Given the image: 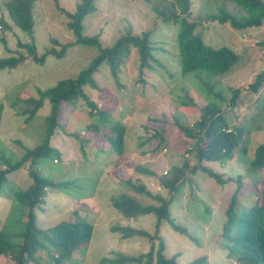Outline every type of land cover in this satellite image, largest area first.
Returning a JSON list of instances; mask_svg holds the SVG:
<instances>
[{
	"label": "rangeland",
	"instance_id": "374dc122",
	"mask_svg": "<svg viewBox=\"0 0 264 264\" xmlns=\"http://www.w3.org/2000/svg\"><path fill=\"white\" fill-rule=\"evenodd\" d=\"M3 1L0 0V17L5 13ZM95 1L94 9L83 18V34L96 35L102 49L112 47L116 40L127 35H149L148 42L153 61L149 60V69H143V81L137 82L139 77L137 52L129 45L127 54L120 59L114 77L105 66H100L95 75L101 88L100 97H104L100 101L97 100L98 109L107 113L99 115V121L105 124H100L97 132H89L83 129L85 122L78 119L68 122L65 128L68 132H73V136L59 129L55 130L50 145L60 152L62 158L57 165L50 161L44 164V168L41 165L42 176L75 181L68 192L47 195L44 206H40V210L35 212L38 227L46 230L60 222L68 221L74 210L92 225L90 240L71 253L73 261L70 264H101V258L112 259L116 254L142 256L150 244L155 251L158 240L164 244L165 258L177 254L176 264H187L197 258H203L205 264H234L235 260L228 259L219 246V235L225 222V209L235 190L237 192L235 208H249L259 195L260 187L258 183H254V175L248 174L245 165L251 156L252 148L264 142V119L254 117L248 121L250 134H245L247 139L249 137L245 143L248 151L242 161H236L237 158L234 157L232 163L209 165L214 173L220 175V185L206 174L198 173L191 176V182L185 181L180 191L176 193L173 202L168 206L169 218L176 227L183 228L184 233L173 230L165 221L156 224L155 216L152 214L138 216L136 219H124L112 207L110 199L126 194L143 205H157L158 201L151 197L157 195L166 200L167 193L161 190L154 177L138 173L135 168L141 166L162 175L175 164L184 163L186 169L195 165L194 154L182 153L188 144L187 141L173 140L176 129L171 130L170 117L174 110L177 111L175 115L179 117L180 123L186 126L197 119L199 113L196 107L206 102H217L221 111L225 112L227 120L233 124L239 123L244 115L253 112L255 95H250V100L240 97L239 102L231 108L226 89L237 88L246 92L253 76L264 68V48L259 45L260 42H264V22L261 28L242 34L227 24L209 19L216 14L218 8L224 7L229 11L233 4L220 0H189L187 20L196 24L194 34L209 47L227 46L240 55L238 63L232 68L233 72L222 78L220 86L213 90V94L219 93L217 101L213 99V95L208 96L210 92L202 86L204 82L196 80L194 74H186L183 77L178 72L177 24L172 20L161 23L157 13L152 10L156 7L154 6L156 1L168 0ZM260 1L264 4V0ZM78 2L79 0H39L34 6L33 38L39 53L48 47L49 37L61 43L73 42L71 33L66 29L65 19L56 9V4L72 12ZM171 11L176 14L174 9L171 8ZM1 37L4 38V44L0 42V56L7 55L6 50H18L16 41H29L28 35L14 26ZM97 54L94 48L72 46L60 59L49 58L42 65L25 61L14 69L1 70L0 105L3 107L0 118L1 149L7 154L13 153L20 157L23 151L15 140L27 148L37 144L42 125L40 118L48 113L46 102L45 106L36 112L32 121L24 122V117L16 115L15 110L10 107L11 103L26 97L35 99L36 89H47L58 80L75 78ZM181 89L192 98L195 106L174 104L173 97L175 99L183 95ZM81 107L87 111L85 106ZM70 118L76 119L74 115ZM65 120L66 118H62L60 125ZM113 124L123 125L125 128L123 152L120 156L113 152L105 141V136L112 132L108 126ZM160 133L163 134V140L158 145L157 134ZM77 140H88L87 146L91 151L98 149L86 153L84 169L80 163L82 157ZM69 164H74L80 169L82 176L79 179L75 176L67 177L68 172L65 168ZM12 178L14 185H6L4 191L0 193V229L6 233L8 225H3V221L9 210L14 209L9 193L26 188L28 184L26 169L20 170ZM127 180L131 182L130 186H141L145 191L139 192L130 188L125 184ZM23 219L25 220V217ZM115 226L140 229L153 237L147 239L134 236L119 239L118 232L110 231ZM19 242L15 240V243ZM33 258L35 261L30 260L26 264H54L50 261L49 250H36L33 252ZM0 263L14 264L3 257H0Z\"/></svg>",
	"mask_w": 264,
	"mask_h": 264
},
{
	"label": "trees",
	"instance_id": "16d2710c",
	"mask_svg": "<svg viewBox=\"0 0 264 264\" xmlns=\"http://www.w3.org/2000/svg\"><path fill=\"white\" fill-rule=\"evenodd\" d=\"M38 1H3L5 13L0 17V42L4 44V38L1 36L12 26L27 34L29 41H16L18 50H6L8 54L0 56V71L14 69L25 61L42 65L49 58L60 59L72 46H80L85 49L94 48L98 54L75 78L58 80L55 85L47 89H36L37 98L26 97L10 105L15 110L16 115L24 117V122L32 121L36 112L45 106L46 102L48 113L40 118L42 125L40 126L38 134L40 137L37 144L27 148L21 142L19 144L16 140L14 141L23 151L20 157H16L13 153L7 154L0 147V193L4 191L6 185H14L12 176L20 170L26 169L28 179L26 188L9 193L14 209L9 210L3 221V225L9 227H7L8 233L0 229V257L8 259L14 264H26L30 260L35 261L33 258L34 251L49 250L50 261L54 264H70L73 261L71 253L78 246L90 240L92 225L75 210L71 213L70 220L60 222L46 230H41L37 225L35 212L40 210V206H44L47 195L49 193L68 192L69 187L75 181V179H49L42 176L41 165L44 168V164L49 161L57 165L62 158L60 152L50 145V140L56 129L73 136V132H68L65 128L68 122L78 119L85 122L83 129L89 132H97L100 124H105L99 121V115L103 116L107 113L105 111L100 112L98 109V101L104 97H100L101 88L95 79L100 66H105L114 77L120 65V59L127 54L130 45L134 47L138 57L139 77L137 82H142L143 69H149V60L153 61V59L148 42L149 35H127L116 40L112 47L102 49L96 35L86 36L83 34V18L94 9L95 0H79L72 12L56 4V9L61 12L65 19L66 29L71 33L73 42L61 43L55 38L49 37L48 47L39 53L33 38V9ZM220 1L231 3L233 7L229 11L224 7L218 8L216 14L209 17L212 21L227 24L242 34L262 27L264 4L260 0ZM189 5V0L156 1L154 4L156 7L152 10L157 13L161 23L172 20L177 24L176 53L179 74L183 77L186 74H194L193 77L196 80L204 82L202 86H205V90L210 92L208 96L213 95V99L219 101V93L213 94V90L220 86L222 78L233 72L232 68L238 63L240 55L227 46L212 48L205 45L194 34L196 24L187 20ZM171 8L176 11V14L172 12L173 10L171 11ZM259 45L264 48V42H260ZM226 91L229 94L228 102L231 108L239 102L240 97L244 100H248V98L250 100V95H255L253 112L244 115L239 123L233 124L227 120L225 112L221 111L217 102H206L204 105L196 107L199 113L197 119L191 125L186 126L180 123L179 117L175 115L177 111L174 110L170 117L171 130L176 129V136L173 140L184 139L187 141L188 144L182 153L194 154L195 165L186 169L184 163L182 165L175 164L162 175L137 166L135 170L145 176L154 177L161 190H164L168 197L166 196L167 199L164 200L160 196L153 195L151 198L158 201L157 205H143L126 194L111 198L112 207L124 219H136L138 216L152 214L155 216L156 224L165 221L173 230L184 233L183 228H178L172 223L168 210V206L173 202L174 196L180 191L184 182L188 180L191 182V176L204 173L220 185V175L214 173L209 165L232 163L234 157L239 162L245 158L248 151L245 143L246 140H249L245 134H250V128L247 127L250 125L247 123L254 117L264 119V68L253 76L246 92L229 87ZM181 93L183 94L181 97L174 99L172 96L175 105L178 103L183 106H195L186 91L181 89ZM82 105L86 107L87 111L82 110ZM2 109L3 107L0 105V118ZM72 115L76 119L70 118ZM62 118H66V120L60 125ZM108 129L112 132L105 136V141L112 151L120 156L123 152L125 128L123 125L113 124L108 126ZM157 136L159 145L163 140V134L160 133ZM77 142L82 157L80 163L84 169L86 167L84 161L86 153L98 149L91 151V148L87 146L88 140H77ZM248 159L247 165H245L246 171L249 175H254V183H258L260 187L259 195L249 208H235V197L237 196L235 190L225 209V222L219 235L218 244L228 259L235 260L234 264H264V142H260L252 148L251 156ZM65 170L68 172L67 177L75 176L76 179H79L82 176L80 175L82 172L74 164H69ZM237 182H239L238 179ZM125 184H128L135 191H145L144 187L130 186L131 182L128 180L125 181ZM13 220H15L14 223ZM110 231L118 232L119 239L134 236L147 239L153 237L143 230L129 229L128 227L115 226ZM15 240L20 242L15 243ZM163 250L164 244L158 240L155 251L150 244L142 256L130 257L116 254L112 259L101 258L100 263L176 264L177 254L165 258ZM187 264H205V261L203 258H197Z\"/></svg>",
	"mask_w": 264,
	"mask_h": 264
}]
</instances>
